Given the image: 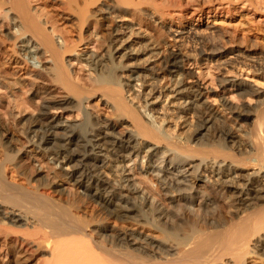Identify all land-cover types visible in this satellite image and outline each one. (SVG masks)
<instances>
[{"label":"bare ground","instance_id":"bare-ground-1","mask_svg":"<svg viewBox=\"0 0 264 264\" xmlns=\"http://www.w3.org/2000/svg\"><path fill=\"white\" fill-rule=\"evenodd\" d=\"M40 1L0 0V104L9 109L0 114V264L264 262V91L230 82L258 104L223 98L216 110L182 73L186 58L207 56L234 76L264 74V57L226 51L209 24L170 27L177 51L168 50L165 22L188 17L197 0ZM221 1L225 16L234 2L264 8ZM211 13L199 7L198 20ZM71 59L85 63L89 84ZM95 99L110 118L88 109ZM52 110L83 119L66 123ZM45 159L63 165L60 177Z\"/></svg>","mask_w":264,"mask_h":264},{"label":"rangeland","instance_id":"rangeland-1","mask_svg":"<svg viewBox=\"0 0 264 264\" xmlns=\"http://www.w3.org/2000/svg\"><path fill=\"white\" fill-rule=\"evenodd\" d=\"M210 1L211 3L209 1L207 3L206 0H197V6L194 5L191 6V8H189V12H188L189 16L184 17V19L182 18L183 21L182 19L177 20L175 22L172 20H167V23L165 22L164 24V27L165 28L167 27V32L170 27H171L170 29L174 30V29L183 28L187 25H199V24L200 25L209 24L211 26L213 25L216 28L215 29L216 36L219 42L224 46L226 44L227 47L226 51H230L229 49H240L242 52H244V54H250L254 52L264 57V23L260 21L264 19V8H262V10H256L252 7V5H249L246 2H238V3L234 2L232 5V8H234L233 15L225 16L223 13L220 12L224 11V8L228 6L226 2L223 1L222 3L221 0H210ZM31 3H32V7H43V4L40 0L37 1L31 0ZM262 6H264V4ZM199 7L206 9V11L211 10L212 11L211 18L210 17L206 18L204 16L201 20H198L197 15H198ZM48 15L49 16L51 15L52 17L51 20L55 23L56 19L52 16V14L49 13ZM47 26L51 30V24L49 23L47 24ZM157 31L163 32V30L159 28L157 29ZM167 34H168L166 38L167 49L177 51V47L175 46V42L173 40V35H171L170 32H168ZM88 49L93 53H98L96 43H92L88 47ZM186 59L182 70V73L184 74L185 85L187 87L195 86V88L199 89V91H201L200 98H202L203 101H205L207 106L218 110V107H220L223 98L228 99L232 107L247 106L250 108V107H255L258 104L257 103L258 97H256L255 95L242 97L238 95L237 88L235 86H231L229 83L230 82L240 83L242 80L247 81L248 83H250L249 84L250 89H257L258 87V89H260L259 91L262 92L264 91V74H261L260 72H257L255 69L253 70L252 68L251 70H246L243 76L242 75L234 76L231 73L230 74L225 73V70L219 68L215 63V61H213V59L207 58V56H203L200 58L198 57L196 60L194 58L193 59L188 58L187 60ZM242 60L243 59L240 58V61ZM35 61L36 60L30 59L29 63L33 66V64H35ZM70 63L73 72L77 75L78 78L81 79V82L83 81L82 83L85 82L84 84H89V72L86 69L85 63L83 62L79 63L76 59H71ZM224 80H227V83L226 82L225 84L221 83ZM257 82L258 83L260 82L261 85H258ZM255 83L257 86H254ZM253 86L256 88H254ZM92 105L94 106L93 109L88 108L91 112H93L94 114L99 113L100 116L103 118H110L108 117L110 115V109L106 107L103 101L95 99L92 101ZM6 106H7L6 101H3V103L0 104V114L2 116L6 114L7 110H9L8 107ZM97 111L99 112L97 113ZM228 112L229 110H227L225 113V119L229 121L230 124H234L235 123L234 116L232 113L230 112L228 113ZM51 113L54 115L55 119L57 120L62 119L66 121V123H79L83 119V115H78V113L63 112L61 110H52ZM5 117L6 116H4V118ZM18 136L19 135L16 134V137ZM28 148H29L28 151L31 152L32 150L34 151L36 149L34 152H36V154L39 155L40 152L39 149L34 147L30 148V145L28 146ZM44 164L46 166L45 172L48 173L50 177H53L54 175L60 177L59 174L62 173V169L60 168L63 165L59 163L56 165L53 159H50L49 161L48 159H45ZM134 174H135V180L143 184L141 180L142 177L139 176L137 170L134 171ZM9 176H11V173L9 174ZM58 182L59 185H63L65 188H67L70 195H74L77 193L76 187L71 186V184L67 183L66 180L58 179L57 183ZM144 184L143 186H148L146 181L144 182ZM79 192L83 193L82 189H80ZM94 204L92 205V203H90L86 206L89 207V210L90 208L92 210V208L96 207V204L95 205ZM95 209L97 210L98 208L96 207ZM113 220L114 219H110L109 223H111ZM114 222L115 221H113V223ZM154 234L157 237L159 235L158 239H160L159 233H154ZM162 239L163 238L161 237L160 240ZM257 259L259 260L258 256L257 258L252 257V259H250V262L252 260H256V261H252L251 264L252 263L258 264ZM261 261L264 264L262 259L260 260V262ZM260 262L259 264H262Z\"/></svg>","mask_w":264,"mask_h":264}]
</instances>
